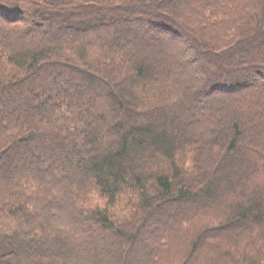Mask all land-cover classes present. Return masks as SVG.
Returning <instances> with one entry per match:
<instances>
[{"label":"trees","instance_id":"trees-1","mask_svg":"<svg viewBox=\"0 0 264 264\" xmlns=\"http://www.w3.org/2000/svg\"><path fill=\"white\" fill-rule=\"evenodd\" d=\"M44 76L0 264H264V0H0V95Z\"/></svg>","mask_w":264,"mask_h":264},{"label":"rangeland","instance_id":"rangeland-1","mask_svg":"<svg viewBox=\"0 0 264 264\" xmlns=\"http://www.w3.org/2000/svg\"><path fill=\"white\" fill-rule=\"evenodd\" d=\"M149 28H152V27H149ZM81 37H78L77 40H79ZM74 39L76 40V38H74ZM91 40H93L95 42L94 39H91ZM157 40H159V42L161 44L171 45V47L175 48V50L177 52L183 47L182 38H173V37L169 38V37H167L166 35L163 34V37L161 39H157ZM88 41H90V38H89ZM84 42H87V41H84ZM191 66H192L193 70H196L195 69V63H192ZM56 79H57L56 82H60L61 81L60 80L61 76H59V74H58ZM49 82H50V78H48L47 76H44V77L41 78V82L35 81V83H33V84H27V85H23V86L19 87L18 89H16V91L13 90L15 93H13L12 95H10V93H12V92H7V93H4V94H1L0 95V117L2 116V118L0 119V131L3 129V127L6 126L7 121H11L15 117H17L16 118L17 121L22 122L24 118L28 117L27 115H29V113L30 114L32 113L33 118H34L35 121L39 120V116L42 115V112L44 110L48 109L50 107L51 103L54 101L53 98H49V100L42 107H40V108L38 107V105H39L38 103H40L39 100H40V97H41L40 96L41 91L43 90L44 85L48 84ZM68 82L70 83V81H68ZM212 94H213L212 92L210 94H208V97H211ZM11 96H13V98H17L18 100L20 99L19 101H24V103H22V104L28 106L29 108H26V110L23 111L22 113H20V111H17L18 112L17 113L16 111L7 110V109H9V108H7V109H5L6 112L4 111V113H3L2 109L7 107V102L9 100H11V99L13 100V98ZM19 106L20 105L17 104L16 107H19ZM56 108H57V106L54 107V109H56ZM83 109L87 110V107L83 108ZM73 111H75V110H73ZM77 111H82V110L78 109ZM1 113H2V115H1ZM63 121L64 120H62L60 122H63ZM37 124H39V122ZM58 125L56 127H53L52 129L55 128L57 131L58 130H59V132L61 131V134H62L63 132H62L61 129H59ZM26 156H27L26 158H20L21 159L20 160V162H21L20 163V167H22V169H24L27 166H28V168L32 166V167L37 169L38 165L37 166L34 165L33 161H31L32 160L31 156L30 155H26ZM25 160H30V161H25ZM32 167L30 169H32ZM43 171H47V169L46 170L43 169ZM20 180L21 179H19V177H16V175H13V173L11 175L8 172L5 175V177L0 178V188L8 187V185L7 186H5V185L9 184V183H15L16 185H18L20 183ZM14 188H12V190ZM58 197L59 196H57V194H55L53 198L55 200L56 205L59 206V208H60V210L62 212L63 210L61 209V206L64 205V204L65 205L67 204L69 197L67 195H65V193L62 194L60 196V198H58ZM13 202H14V200H13ZM146 245H148V244H146ZM147 259H149V257L147 255V253H144V255L138 259V261L141 260V262H146ZM19 263L20 264H24L25 262H21V260H20Z\"/></svg>","mask_w":264,"mask_h":264}]
</instances>
